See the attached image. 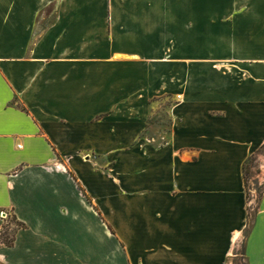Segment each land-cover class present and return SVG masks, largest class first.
<instances>
[{"label": "crops", "instance_id": "0c3cea01", "mask_svg": "<svg viewBox=\"0 0 264 264\" xmlns=\"http://www.w3.org/2000/svg\"><path fill=\"white\" fill-rule=\"evenodd\" d=\"M263 147L264 0H0V264H264Z\"/></svg>", "mask_w": 264, "mask_h": 264}, {"label": "rangeland", "instance_id": "374dc122", "mask_svg": "<svg viewBox=\"0 0 264 264\" xmlns=\"http://www.w3.org/2000/svg\"><path fill=\"white\" fill-rule=\"evenodd\" d=\"M167 120V119H166ZM260 157L264 159V147L258 153V155L254 156L246 163V187H247V197H248V204L251 203L252 206L249 209L250 213L253 212L254 203L259 200L262 196L264 191V160H261ZM257 169V173L261 174V177L256 179L253 175V170ZM9 214V213H8ZM5 212H0V218L4 219ZM6 223L4 224V229L2 233L6 237L7 240H12L13 232L10 230L12 228H16L18 226L16 220L12 217V215H7ZM236 264H246L244 259L236 258Z\"/></svg>", "mask_w": 264, "mask_h": 264}, {"label": "trees", "instance_id": "16d2710c", "mask_svg": "<svg viewBox=\"0 0 264 264\" xmlns=\"http://www.w3.org/2000/svg\"><path fill=\"white\" fill-rule=\"evenodd\" d=\"M246 175H247V170H246V166H245V167H244V177H246ZM245 179H246V178H245ZM0 238H1V241H2L4 244H6V245H11L12 242H13V238H12V240H7L3 233L1 234V237H0Z\"/></svg>", "mask_w": 264, "mask_h": 264}, {"label": "built area", "instance_id": "2783aa9c", "mask_svg": "<svg viewBox=\"0 0 264 264\" xmlns=\"http://www.w3.org/2000/svg\"><path fill=\"white\" fill-rule=\"evenodd\" d=\"M6 217H7V215H5ZM6 217H4V218H6Z\"/></svg>", "mask_w": 264, "mask_h": 264}]
</instances>
